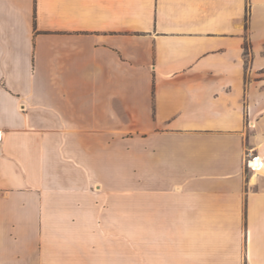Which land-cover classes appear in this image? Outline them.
Segmentation results:
<instances>
[{
    "label": "crops",
    "instance_id": "1",
    "mask_svg": "<svg viewBox=\"0 0 264 264\" xmlns=\"http://www.w3.org/2000/svg\"><path fill=\"white\" fill-rule=\"evenodd\" d=\"M0 131V264H264V0H0Z\"/></svg>",
    "mask_w": 264,
    "mask_h": 264
},
{
    "label": "built area",
    "instance_id": "2",
    "mask_svg": "<svg viewBox=\"0 0 264 264\" xmlns=\"http://www.w3.org/2000/svg\"><path fill=\"white\" fill-rule=\"evenodd\" d=\"M3 139V133L2 131H0V143ZM254 161H257V157H253L252 160L248 161V165L251 167V168H254V166L252 165V162Z\"/></svg>",
    "mask_w": 264,
    "mask_h": 264
},
{
    "label": "bare ground",
    "instance_id": "3",
    "mask_svg": "<svg viewBox=\"0 0 264 264\" xmlns=\"http://www.w3.org/2000/svg\"><path fill=\"white\" fill-rule=\"evenodd\" d=\"M252 165L254 166V168H257V167L260 166V163H259V161L257 160V161L252 162Z\"/></svg>",
    "mask_w": 264,
    "mask_h": 264
}]
</instances>
